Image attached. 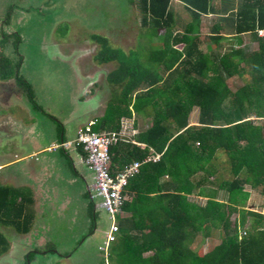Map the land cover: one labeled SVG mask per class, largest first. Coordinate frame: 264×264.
Masks as SVG:
<instances>
[{
    "label": "trees",
    "instance_id": "1",
    "mask_svg": "<svg viewBox=\"0 0 264 264\" xmlns=\"http://www.w3.org/2000/svg\"><path fill=\"white\" fill-rule=\"evenodd\" d=\"M130 1L138 35L150 44L124 51L105 36L89 37L98 47L92 61L114 63L106 80L120 89L92 130L121 133L124 119H151L133 138L143 148L123 140L110 148L112 174L131 162L141 165L122 192L118 232L101 251L103 264H264V0H176L184 19L175 18L172 0ZM225 35L238 44L249 35L257 48L219 50ZM20 41L2 25L0 81L13 79L29 94L19 62L6 52L11 44L17 51ZM234 79L244 83L232 89ZM151 151L157 160H148ZM220 155L230 178L217 175ZM252 192L263 198L262 212L246 207ZM89 213L93 224L92 205ZM34 217L30 193L0 183V228L26 235ZM199 237L220 241L202 251L194 245ZM9 249L0 231V257Z\"/></svg>",
    "mask_w": 264,
    "mask_h": 264
},
{
    "label": "rangeland",
    "instance_id": "2",
    "mask_svg": "<svg viewBox=\"0 0 264 264\" xmlns=\"http://www.w3.org/2000/svg\"><path fill=\"white\" fill-rule=\"evenodd\" d=\"M135 9L130 0H0V28L9 12V24L3 28H14L21 39L16 46L17 51L13 50L10 42L6 52L13 62H19V75L32 91L25 93V88L22 87V91H18L20 102L16 96H11L4 104L0 103V109L9 108L15 117V113H19V116L25 114V106L28 105L35 114V122L44 128L45 135L50 140L55 138L59 129L54 120L65 126L68 139H75L72 129L92 119L91 114L83 115L89 105V101L85 100L96 101L99 98L98 91H94L92 87V77H97L99 73L96 84L100 89L105 88L102 75L115 67L114 63L97 65L92 61L98 47L89 37L92 34L105 36L111 44L124 51L135 49L138 44L142 48L144 44H150L149 39L138 35L139 14ZM174 11L177 19L187 17L180 2H177ZM242 40L251 50L257 48L249 35H243ZM80 67H83L85 75H81ZM84 79V82L88 81L85 86L82 82ZM242 83L244 82L234 79L230 81V86L235 89ZM9 84L14 88L13 82ZM81 87H84L82 91ZM16 88H19L17 84ZM119 91V88H113L111 97ZM80 97L84 100H78ZM8 99H11L10 107L7 106ZM106 99L108 95L103 94L101 103ZM196 120L197 112L193 111L190 121ZM1 124L2 121L0 130L3 135L13 136L14 122L7 123L4 127ZM0 153L9 158L0 159V183L15 187V148L8 143L4 148L0 146ZM60 160L56 164V200L52 204L55 203L56 209L60 208L61 211H52L50 208L45 212L43 202H40L33 208L36 218L28 234L21 236L13 229L0 228L10 242L9 251L0 257V264H20L24 254L34 251L39 244L46 246L51 252H47L46 256H36L31 264H103V253L98 247L104 242L105 233L110 226L108 214L103 209L96 210V219L92 224L89 207L97 200L94 203L89 201L86 193L77 187L80 184L76 183L78 180H71L74 176L69 164ZM224 161L225 157L220 155L216 161L217 175L227 179L230 176L224 170ZM196 200L203 204L205 198L200 196ZM262 203L263 198L252 192L246 207L262 212L259 208ZM236 217L237 213L232 214L229 221L233 222ZM91 231L93 233L90 235ZM219 241L217 237H199L194 245L207 251ZM44 249L42 251L46 252ZM63 254L67 256L60 258Z\"/></svg>",
    "mask_w": 264,
    "mask_h": 264
},
{
    "label": "crops",
    "instance_id": "3",
    "mask_svg": "<svg viewBox=\"0 0 264 264\" xmlns=\"http://www.w3.org/2000/svg\"><path fill=\"white\" fill-rule=\"evenodd\" d=\"M177 2L178 1L176 0L171 1V6L173 9L177 7ZM3 22H5V19ZM202 31L209 34V30L207 26H203ZM224 38L225 39H222L220 42L219 50L228 49V47L230 46L239 47V48L248 47L251 50L248 44L243 42L242 36L240 37L241 38L240 44H238L237 41L234 40V38L229 37L227 35H225ZM200 48L206 51L207 45L203 43L200 46ZM110 71L105 72L102 75L104 79L103 80L104 84H106L105 88L101 87L100 89L99 88L100 86L96 84L97 81L99 80V76H100L99 73L97 77L90 76L92 77V79L90 78L93 83L92 87L94 88V91H98L97 94L99 95V98L96 101L90 99L85 100V101H89V105L86 106L83 115L91 114L90 118H92L91 120L93 121H96V119H99L103 116L107 106V102H109L111 98L113 88L117 89L116 86L109 84L106 80V76ZM80 73L81 75L86 74L83 70V67H80ZM84 81L85 79L82 81L83 86H85V84L88 82V81L86 82ZM9 82H13V79L7 81H0V86L9 84ZM83 89L84 87H81L80 91H82ZM103 94L108 95V99H106L104 103L103 102L101 103V100L103 99ZM20 100L21 99H18V102H20ZM78 100L83 101L84 99L80 97L78 98ZM10 104H11V99H8L7 106L10 107L11 106ZM25 107H26L25 114H20L21 116H19V113H15V117L11 113V111H9V108L5 110L0 109V111L1 110L3 111L2 113H0V121H2L1 126L4 127L5 124L13 123V122L15 125L13 136L12 134L5 136L3 135V132L0 130V135L2 136V137L0 136V146L4 148L5 144L7 145L8 143H10L15 148V188L16 189L24 188L30 193L31 198L33 200V208L39 205L40 202H43L42 204L43 206L42 205L41 206L43 209H45V212L47 209L50 208L52 211H55L57 205L55 203L52 204L53 200H56L55 199L56 187L54 184V179L57 177V172H58L56 170V164H59V161H61L60 159H63L69 164V168L73 174L72 176H74L72 177L71 180L72 181L74 179L78 180V182L76 183H80V184H78L79 186L77 187L82 192L86 193L87 185H89L92 182V173L88 171L84 166L82 154L77 150V147L74 144L75 139H68V136L66 135L67 132L65 133L66 128L64 125H62L61 122L58 123L54 120V123L57 124L59 129H57V134L54 135L55 138L50 140L47 137V135H45L44 128H41L40 125L35 122V114H33V112L31 111L32 109H30L28 105ZM102 107L103 110L101 109ZM91 120H88L85 124L76 125L74 129H72L73 130L72 135L74 136L77 135V132L80 129H82V127ZM150 121L151 119L147 117H142L137 115H133L131 119H124L122 121L123 131L119 133L121 139L123 141H131L132 143L143 148L144 145L134 142L133 138L139 132L143 131L150 124ZM194 123L195 122L190 121L191 125ZM103 132H107V131H103ZM5 158H6L5 155H0V159L5 160ZM158 158H159V154L156 153L153 154L151 151L148 160L151 159L152 161H155ZM11 160L14 161V159ZM6 164L8 165L9 163ZM81 184H83L84 186H82ZM59 209L57 208L56 211L58 212L61 211ZM58 212L57 214H60ZM34 216H35L34 217V222H35V218H36L35 211H34Z\"/></svg>",
    "mask_w": 264,
    "mask_h": 264
},
{
    "label": "built area",
    "instance_id": "4",
    "mask_svg": "<svg viewBox=\"0 0 264 264\" xmlns=\"http://www.w3.org/2000/svg\"><path fill=\"white\" fill-rule=\"evenodd\" d=\"M264 36V30L259 31ZM95 121L91 120L77 132L74 144L81 146L85 152L83 164L92 173V182L87 186V193L91 201H96V208L103 209L110 220L109 229L105 235L102 251L106 252L108 245L115 239L118 232L117 216L122 214L121 206L124 201L122 192L128 180L134 177L141 163L131 162L122 170L112 174L110 148L121 136L116 132H95L92 130Z\"/></svg>",
    "mask_w": 264,
    "mask_h": 264
},
{
    "label": "flooded vegetation",
    "instance_id": "5",
    "mask_svg": "<svg viewBox=\"0 0 264 264\" xmlns=\"http://www.w3.org/2000/svg\"><path fill=\"white\" fill-rule=\"evenodd\" d=\"M4 24V26H7V25H5V23H3ZM4 31L6 32V33H8V34H10V33H12V32H15V30H14V28H11V29H8V27H6V28H4ZM15 33H17V32H15ZM13 83H14V88H13V86H11L10 84H5V85H1L0 86V103L2 102L3 104H4V101L6 102V99L7 98H10L11 96L12 97H14V96H16V98L17 99H20L19 98V96H18V91L19 90H21L22 91V89L19 87V88H16V81H14L13 80ZM23 92H25L24 90H23ZM88 186V185H87ZM86 195H87V197H88V199H89V201L91 202V203H94V201H91L90 200V198H89V195H88V193H87V188H86ZM93 206V211L95 212L96 210H99L98 208H96V203H94V205H92ZM93 233V231H91L90 232V235ZM107 233V232H106ZM106 233H105V235H106ZM105 241V240H104ZM104 243V242H103ZM103 243H102V245H100L99 247H98V250L99 251H102V246H103ZM40 245V244H39ZM37 246V247H35L34 248V251H30V252H28L26 255L24 254V256H23V258H22V262L20 263V264H31V261L34 259H36V256H38V255H42V256H46L47 255V252H51V251H48V250H50L49 248H48V250L46 249L47 247L45 246V247H43V246ZM46 249V252H44V251H42V249ZM44 249V250H45ZM33 254L32 256V258H30V259H28V257H29V255L30 254ZM67 255H60V258H64V257H66ZM35 257V258H34Z\"/></svg>",
    "mask_w": 264,
    "mask_h": 264
}]
</instances>
